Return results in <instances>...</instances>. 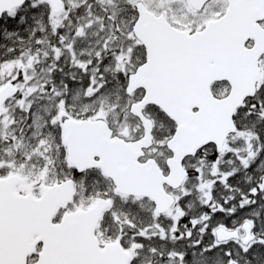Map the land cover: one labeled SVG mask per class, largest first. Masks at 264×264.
Segmentation results:
<instances>
[{"label":"snow or ice","instance_id":"obj_1","mask_svg":"<svg viewBox=\"0 0 264 264\" xmlns=\"http://www.w3.org/2000/svg\"><path fill=\"white\" fill-rule=\"evenodd\" d=\"M0 264H264V0H0Z\"/></svg>","mask_w":264,"mask_h":264}]
</instances>
